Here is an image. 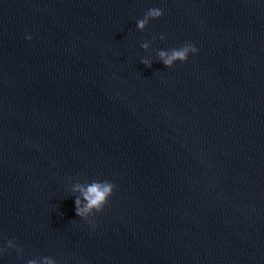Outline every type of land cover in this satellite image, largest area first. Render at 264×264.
Instances as JSON below:
<instances>
[{
  "label": "water",
  "instance_id": "water-1",
  "mask_svg": "<svg viewBox=\"0 0 264 264\" xmlns=\"http://www.w3.org/2000/svg\"><path fill=\"white\" fill-rule=\"evenodd\" d=\"M0 105L152 264H264V0H0Z\"/></svg>",
  "mask_w": 264,
  "mask_h": 264
},
{
  "label": "clouds",
  "instance_id": "clouds-1",
  "mask_svg": "<svg viewBox=\"0 0 264 264\" xmlns=\"http://www.w3.org/2000/svg\"><path fill=\"white\" fill-rule=\"evenodd\" d=\"M163 11L159 7H152L147 10L143 18L138 19L136 22V28L139 31H143L151 20H156L162 17ZM27 40H31L32 37L26 36ZM163 40L165 37L160 36ZM143 48L147 49L148 44L142 45ZM199 49L195 44L188 42L178 48H171L168 50H161L158 52L160 61L167 67L172 68L177 62L186 63L190 56L198 54ZM146 67H151L152 63L147 59H142ZM116 185L109 180H93L84 184H77L73 187V192L79 193L75 196V214L80 219L87 221L93 230L95 229L94 222L90 219L97 213L104 211L109 199L112 197ZM6 250H15L17 254L22 252V249L18 246L13 245L11 242H6V247L0 245V255ZM27 264H58V262L52 257H44L42 261L37 262L34 260L27 261Z\"/></svg>",
  "mask_w": 264,
  "mask_h": 264
}]
</instances>
